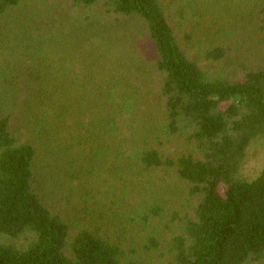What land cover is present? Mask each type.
I'll return each mask as SVG.
<instances>
[{
  "label": "trees",
  "instance_id": "16d2710c",
  "mask_svg": "<svg viewBox=\"0 0 264 264\" xmlns=\"http://www.w3.org/2000/svg\"><path fill=\"white\" fill-rule=\"evenodd\" d=\"M251 1L264 44V0ZM233 2L0 0V264H147L131 238L78 217L67 194L78 147L91 174L108 161L120 167L121 119H135L140 105L136 133L176 150L136 148L128 159L173 177L174 199H144L123 230L167 220L165 248L153 234L144 247L163 249L166 264H264V166L251 180L242 174L249 146L264 136V65H224L226 43L237 38L236 23L224 21ZM132 30L144 37L139 63ZM142 63L149 81L131 77ZM74 65L87 70L79 83L69 77ZM87 91L93 100L71 96ZM44 123L56 139L43 137ZM47 159L58 161V183Z\"/></svg>",
  "mask_w": 264,
  "mask_h": 264
},
{
  "label": "rangeland",
  "instance_id": "374dc122",
  "mask_svg": "<svg viewBox=\"0 0 264 264\" xmlns=\"http://www.w3.org/2000/svg\"><path fill=\"white\" fill-rule=\"evenodd\" d=\"M213 1V0H206ZM215 1V0H214ZM226 4V2H225ZM232 7L227 10L225 22L232 21L236 23L235 36L237 38L230 39L226 45L230 47L224 65L227 69H241L242 67L258 68L264 65V44L261 41V34L258 31L259 26L257 25L258 16L253 12V1L251 0H234L231 4ZM133 33V37L128 38L129 43H134L135 51H137V61H141L142 55L146 57L144 51V37L138 30L129 31ZM91 36L87 35L86 38ZM14 37V34H13ZM15 40V39H14ZM69 46L72 47L76 44V39H68ZM67 41V42H68ZM11 43H14L11 40ZM16 44V42H15ZM3 44L0 43V46ZM4 47V46H3ZM0 48V51L3 50ZM193 59H196L200 64L207 65L203 58H201L194 49H184ZM132 56L131 52H123V56ZM86 65V64H85ZM94 62L89 61L87 64L88 69H99L102 72L100 66H93ZM90 67V68H89ZM97 67V68H95ZM90 70H88L89 72ZM70 79L76 83L84 80V76L87 70L82 65H74L70 70ZM131 77L141 81H149L152 79V73L149 67L141 64L140 68L130 69ZM88 75V74H87ZM142 93V91H141ZM71 96H82L86 100H93L95 97L89 94L87 91L83 95L77 93H71ZM140 105L137 112L142 109ZM95 110V109H93ZM132 116H126L121 119L120 126L122 127L123 133H121L120 141L114 145L119 147L118 151L125 154L124 158L120 162L116 161L115 165L120 166L114 168L110 161L103 166L99 172L93 173L90 171V163L85 159L83 149L78 147L77 151H73V156L79 165H75L72 169L74 170V179L71 181L70 186L67 190L68 196L71 198L72 205H75V213L78 217L84 216L93 225H98L101 228H105L107 233L113 238L118 240H130L131 247L137 252L138 259L142 260L147 264H166V257L164 256L163 249L169 238L172 236L173 226L167 220L157 221L154 220L149 226L142 224H135L127 230H123L122 225L128 221V217H135L139 214L144 207H140L143 200L155 201L157 198L166 201V205L169 206L171 199H174V194L170 193L173 190L172 183L175 181L173 177L168 176L162 171L146 172L141 168L133 165L134 160L128 159L130 154L136 148H145L148 146H155L161 151L167 153H173L176 150L174 144L168 147H160L156 143H152L143 134H137L138 121L141 120L140 113ZM72 116L68 117L66 123L68 125H75V121L80 119L79 111L74 110L70 113ZM143 114V113H142ZM79 116V117H78ZM86 122L87 119H84ZM41 130L43 131V137L56 139L58 133L50 124H42ZM78 136V134H76ZM84 137H88L86 133ZM54 141V140H53ZM51 144L48 143L46 148L50 149ZM56 147L52 145L51 149ZM110 152V150L108 151ZM116 154V152H115ZM52 165H56V168L51 169V175L53 180L58 183V175L61 174V168L58 167V161L47 159ZM264 166V136L252 142L247 151V159L243 166L242 174L251 180L255 178L262 167ZM116 171H122L121 180L117 175H114ZM49 190V189H47ZM170 191V192H169ZM151 203V202H150ZM163 203V202H162ZM153 234L158 237L163 245L162 250L152 251L146 250V238L148 235ZM247 264V263H246Z\"/></svg>",
  "mask_w": 264,
  "mask_h": 264
}]
</instances>
